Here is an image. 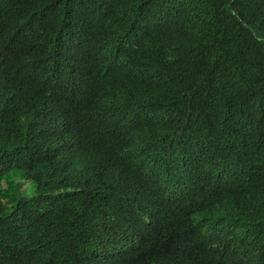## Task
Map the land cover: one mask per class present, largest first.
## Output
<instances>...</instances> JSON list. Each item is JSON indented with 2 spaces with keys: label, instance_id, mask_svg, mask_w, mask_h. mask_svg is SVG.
<instances>
[{
  "label": "trees",
  "instance_id": "1",
  "mask_svg": "<svg viewBox=\"0 0 264 264\" xmlns=\"http://www.w3.org/2000/svg\"><path fill=\"white\" fill-rule=\"evenodd\" d=\"M0 264H264V0H0Z\"/></svg>",
  "mask_w": 264,
  "mask_h": 264
},
{
  "label": "clouds",
  "instance_id": "2",
  "mask_svg": "<svg viewBox=\"0 0 264 264\" xmlns=\"http://www.w3.org/2000/svg\"><path fill=\"white\" fill-rule=\"evenodd\" d=\"M67 139V137H65V138H57V141H58V143L60 144L61 142H63L64 140H66Z\"/></svg>",
  "mask_w": 264,
  "mask_h": 264
},
{
  "label": "rangeland",
  "instance_id": "3",
  "mask_svg": "<svg viewBox=\"0 0 264 264\" xmlns=\"http://www.w3.org/2000/svg\"><path fill=\"white\" fill-rule=\"evenodd\" d=\"M29 187H30V186H28V190L30 189ZM31 193H32V192H30V194H31Z\"/></svg>",
  "mask_w": 264,
  "mask_h": 264
}]
</instances>
